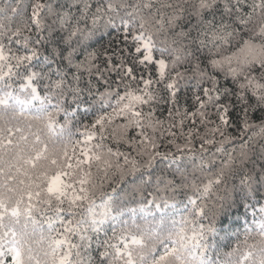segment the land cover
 Returning <instances> with one entry per match:
<instances>
[{
  "label": "snow or ice",
  "instance_id": "snow-or-ice-1",
  "mask_svg": "<svg viewBox=\"0 0 264 264\" xmlns=\"http://www.w3.org/2000/svg\"><path fill=\"white\" fill-rule=\"evenodd\" d=\"M0 264H264V0H0Z\"/></svg>",
  "mask_w": 264,
  "mask_h": 264
},
{
  "label": "trees",
  "instance_id": "trees-1",
  "mask_svg": "<svg viewBox=\"0 0 264 264\" xmlns=\"http://www.w3.org/2000/svg\"><path fill=\"white\" fill-rule=\"evenodd\" d=\"M24 2L27 3L28 0H24ZM112 35L114 36L115 34H112ZM111 38L112 37H110L109 35H105L103 41H101V42L107 44L108 40L111 39ZM165 115H166V112H165ZM185 130H187V129H185ZM236 134L237 133H236V131L234 129H229V131L227 133V135H230V136H236ZM220 139H221V137L219 135H217L216 136V140L219 141ZM195 146L197 148L199 147V141H198V139L196 141V145ZM233 147H235V148L238 149L239 148V142H237L236 144H232L231 142L227 143L226 150L231 151ZM160 150L161 151H169V150L175 151V149H168L166 147H162ZM213 151H214V149H213ZM105 190L106 191H110L111 189L107 188V185H105ZM97 203H99V197H97ZM243 211H244L243 209H240V211L238 213L237 212H234L233 213V216L234 217L240 216L243 213ZM241 219H242V216H241ZM225 222H227V221H225ZM229 243H234V241H230Z\"/></svg>",
  "mask_w": 264,
  "mask_h": 264
}]
</instances>
